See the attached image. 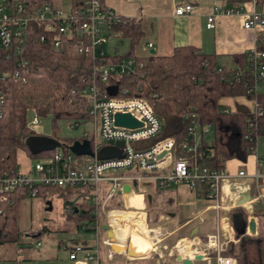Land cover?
Wrapping results in <instances>:
<instances>
[{
	"label": "built area",
	"instance_id": "1",
	"mask_svg": "<svg viewBox=\"0 0 264 264\" xmlns=\"http://www.w3.org/2000/svg\"><path fill=\"white\" fill-rule=\"evenodd\" d=\"M255 5V0H249ZM191 5H180L174 9L175 16H184L191 12ZM239 11V7L220 8L213 7L212 12L206 17L205 27L213 29L215 17L218 15H232ZM125 23L122 17L114 14L99 0H80L73 6L69 0H63L58 7L51 5L27 4L20 0H0V54L4 60L14 62L11 77L15 82L23 84L25 81L23 71L27 67V60L23 57L27 39L30 34L39 31L38 43H48L53 49L72 48L79 57L89 55L97 60L92 67L91 82L81 88V95L86 102L87 120L82 124L90 126L81 138L89 144L93 156H75L68 151L67 146L57 148L50 157L35 161L26 173L18 169L11 175L0 177V200L6 201L7 196L13 191L26 188L29 198H36L39 187L56 189L82 190L72 197L70 202L63 204L64 215L76 212L73 202L83 199L91 207V215L96 216L99 222L93 225H82V232H89L95 236L92 244L61 243L59 248L66 253L69 264H102L100 247L107 246V239L99 240L101 221L113 231L109 222V213L119 210H107L110 199L118 196L123 185H129V193L144 196V184L152 183L162 190L171 185H184L189 190L196 192L199 187L205 188V201L221 202L225 195L223 187L234 189L231 196L239 198V184L228 182L229 176L224 169L212 170L198 162L199 136L208 134V126L198 127L196 116L192 113L183 114L187 121L184 136L178 146L170 138L159 137L161 125L149 105L141 98L129 96V89L117 86L121 77L136 75L141 68L135 58H116L114 62H105L107 56L118 57V48L113 47L108 53L106 47L111 39H120V34L113 33L111 29ZM244 30L262 31L264 17L259 12H251L244 16L242 23ZM258 45L264 46V35L259 37L255 48L246 56L247 76L251 79V87L247 93H256L258 85L264 84V52L257 49ZM144 56L150 55L151 43H145L141 49ZM240 68H236L233 77L238 80L241 75ZM7 76L0 72V82ZM115 87L113 95L107 90ZM71 93H73L71 91ZM4 97L0 90V108ZM255 116L261 115L255 101H251ZM228 113L227 109L223 110ZM128 115L138 126L127 128L114 123V115ZM40 118L34 114L26 123L28 130L36 132ZM71 129L78 127V123H71ZM200 129L197 135L196 130ZM255 139V138H254ZM251 140V137H248ZM118 154L108 160H97L96 153L103 147H115ZM254 152V148L252 153ZM237 179L245 178L243 171H238L234 176ZM255 181L258 175H254ZM121 192L119 197H125ZM127 209V208H125ZM135 210L134 208H129ZM158 230V229H156ZM159 232L157 231V235ZM185 241L189 249L193 248L190 260L199 255L201 260L213 259L214 264H235L231 257L224 256L228 242L218 233L205 237L201 243L197 238ZM179 242V241H178ZM40 247L35 242L34 248ZM106 260L112 258L107 253Z\"/></svg>",
	"mask_w": 264,
	"mask_h": 264
},
{
	"label": "trees",
	"instance_id": "2",
	"mask_svg": "<svg viewBox=\"0 0 264 264\" xmlns=\"http://www.w3.org/2000/svg\"><path fill=\"white\" fill-rule=\"evenodd\" d=\"M20 1L36 7L41 5L58 7L63 0ZM69 1L75 6L80 0ZM222 1L232 9L249 2V0ZM99 2L102 3V0ZM263 2L264 0H255V5L259 6ZM123 19L125 23L113 27L111 31L120 34V39L128 41V50L123 55L107 56L104 60L110 63L119 57H132L141 64L136 75L121 77L117 86L119 89L128 88L129 96L141 98L149 105L161 125L159 137L170 138L175 146H178L187 125L182 116L185 113H192L196 116L198 127L208 126L210 129L209 137L201 138L198 144L200 164L218 170L223 168L225 161L231 159L244 162L247 156L252 154L256 137L264 134V93H247L252 81L247 76L246 55H233L230 58L233 65L238 66L242 72L238 80L233 77L236 68H218L214 55L202 54L190 46L175 48L168 56H136L135 48L143 36L142 25L140 21ZM39 35L40 32L37 31L30 34L27 39L23 57L28 64L23 71L25 78L23 84L15 82L11 77L14 70L13 60L6 61L0 54V72L7 73L0 82V90L4 97L0 108V177L11 176L16 171V152L19 150L25 151L30 160L36 161L50 157L56 150L49 148L34 154L27 152L26 143L35 136V133L26 127L29 114L50 119L51 137L61 145L63 152L65 151L63 146L71 145L72 140L56 136L57 122L64 120L82 124L87 120L86 102L79 95V91L91 82L92 67L96 65L97 60L91 59L89 55L79 57L72 48L55 50L48 43L39 44L37 41ZM257 49L264 52L262 45H258ZM224 97H243L255 101L261 115L224 113L225 108L218 104V100ZM248 137H251V140H248ZM143 186L145 203L147 197L150 199L153 196L162 197L168 190L166 188L160 190L152 183ZM81 191L39 187L37 197L46 202L55 196L61 199L63 205ZM133 191L137 193L135 188ZM195 193L198 199L204 200L203 186L196 189ZM25 197H28V190L22 188L9 194L6 201L0 200V245L22 242L19 240L21 235L15 225L16 205ZM72 205L76 212L64 215V219L72 221L76 231H82V225L99 222L96 216L91 215V207L83 199ZM150 205H146L147 221L150 217ZM106 208L120 210L123 208L121 198L112 197ZM159 211L160 207L152 215L153 223ZM228 221L237 244L233 246L229 243L223 255L233 258L235 264H264V248L260 245V240L257 236L245 234L247 221L245 211L241 208L230 210ZM104 224L103 219L101 227ZM28 234L31 238L41 236V233ZM68 243L78 242L70 240Z\"/></svg>",
	"mask_w": 264,
	"mask_h": 264
},
{
	"label": "crops",
	"instance_id": "3",
	"mask_svg": "<svg viewBox=\"0 0 264 264\" xmlns=\"http://www.w3.org/2000/svg\"><path fill=\"white\" fill-rule=\"evenodd\" d=\"M102 3L119 17L140 21L143 36L138 45L141 49L145 43H151L153 55L157 56H168L175 48L190 46L202 54L214 55L218 68L233 69L238 66L233 65L230 58L233 55L244 54L247 56L248 52L255 48L257 39L264 35V28L262 31L256 32L242 28L244 16L247 14L259 12L264 17V2L259 6L245 2L239 6L237 13L216 16L214 28L211 30L205 27V23L206 17L212 12L213 7L231 8V6L224 5L222 0H102ZM186 4L191 5V12L184 16H175L173 12L175 7ZM139 51L141 52L140 55H135L144 56L142 51ZM256 92L264 93V84L258 85ZM218 104L230 113L249 114L253 111L252 102L243 97H224L218 100ZM196 132L198 135L200 129H197ZM208 136L209 132L199 136V141ZM30 139L33 140L27 141L26 150L31 154L38 152L48 139L52 143L56 142L52 138L41 136L37 131L35 136ZM16 163L17 169L22 173H26L32 165L26 152L20 150L16 152ZM223 169L225 174L229 176L228 182L239 184V198L231 196L230 193L234 192V189L227 186L222 189L221 196L225 195L223 200L216 203L198 199L196 193L184 185H171L166 188L168 190H165L166 192L162 197L153 196L151 199L149 198L148 204L145 203L144 196L126 195L125 204L124 198L120 197L123 208L137 209L136 206L140 202L142 205L140 211H143L141 215H144L146 221V205L153 204L152 214L160 207L155 223L171 221L165 225L170 230L166 236L174 235L185 226L192 224L189 237L193 236L202 243L207 235L218 233L222 239L227 240L228 244L233 246L237 244V241L233 238L229 226L228 212L235 208H241L247 214L245 234L257 236L260 245L264 248V134L256 137L254 152L247 156L244 162L231 159L224 162ZM238 171H243L246 177L235 178L234 176ZM255 174L258 175L257 181L253 178ZM127 197L132 198L131 203L126 200ZM149 215L151 216V214ZM248 222L253 224V230L248 228ZM98 237L99 240L106 239L102 227ZM183 238L179 237L178 239ZM80 239L82 240L76 241L84 244H92L93 242V238L89 239L87 236ZM70 240L75 239L67 241ZM67 241L63 242L67 243ZM114 243L117 245L115 239ZM59 245L57 243L56 246L45 248L40 246L34 250V253L20 255L16 258L0 257V264H69L66 253L60 250ZM2 249L3 246L0 245V251ZM108 252L107 246L100 247L102 264H120L118 261L122 260L120 256H113L114 258L106 260L105 256ZM129 260L141 259L129 258ZM191 261L192 264L195 262L214 264L213 259L209 262L206 260Z\"/></svg>",
	"mask_w": 264,
	"mask_h": 264
},
{
	"label": "rangeland",
	"instance_id": "4",
	"mask_svg": "<svg viewBox=\"0 0 264 264\" xmlns=\"http://www.w3.org/2000/svg\"><path fill=\"white\" fill-rule=\"evenodd\" d=\"M129 43L126 39H111L106 47V51L108 53H111V49L113 47L118 48V53L120 55H123L128 50ZM140 45H138L135 48V54L140 55ZM31 117V114H29L28 119ZM73 122L70 121H59L57 122V137L63 138V139H69L72 140L73 145L78 144H84L85 140L81 138L82 134L85 131L90 130V126L88 124H80L78 123V127L75 129H71L69 126ZM37 133L44 137H51V129H50V119L49 118H40V124L37 127ZM209 135H210V129H208ZM209 137V136H208ZM53 139V138H52ZM36 160H30V164L34 163ZM138 194V193H135ZM145 198V197H143ZM149 198H146V201ZM128 201V200H127ZM153 204L150 205L149 213L150 221L146 219L144 220V225L148 230H156L159 232L158 235H156V249H157V256L149 259H141V260H129L130 257H128L125 253H121V243L117 244L116 249L121 254L112 255V257L120 256L122 260H118L120 264H178L175 261V255L176 253V245L180 239L179 237H184L183 240H190L189 233L191 231L192 224H189L182 228L180 231H178L176 234L171 236H166L167 233H169V228L165 225L170 223L171 221H163L160 224L153 223L154 217H152V207ZM119 210V209H117ZM119 211L123 212H132L133 214H136L133 210H128L125 208H121ZM170 211V210H168ZM143 212V211H142ZM135 217V216H134ZM103 221V219H102ZM131 223V222H130ZM129 222H126L124 226H126V232L130 233L131 229L134 230V227L129 226ZM16 229L20 233L19 240L20 244H14V245H1L3 246L2 251H0V257H11L16 258L20 255H26L30 253H34L36 250L34 248L35 242H39L40 246L42 248H45L47 246H56L57 243H64L63 241H67L69 239H75V240H82L80 238L86 237L93 240L95 239V236L91 233H83L82 231H76L74 229L73 222L70 220L64 219V213H63V205L61 199L53 196L50 198L49 201H43L40 197L36 198H29L25 197L24 199L20 200L16 205ZM125 230V228H124ZM25 232V233H23ZM41 233V236L39 237H29L28 233ZM127 235V234H123ZM195 238V237H194ZM140 244L137 246V254L136 256H143L147 255L149 252L152 251L150 249L146 242L139 241ZM182 242V241H181ZM68 243V241H67ZM65 243V244H67ZM187 245L185 241H183ZM119 245V246H118ZM180 255L186 256V254L181 253L179 251ZM113 257V258H114ZM117 261V259H116ZM114 261V262H116ZM113 263V262H112ZM195 264H198V262H195Z\"/></svg>",
	"mask_w": 264,
	"mask_h": 264
},
{
	"label": "bare ground",
	"instance_id": "5",
	"mask_svg": "<svg viewBox=\"0 0 264 264\" xmlns=\"http://www.w3.org/2000/svg\"><path fill=\"white\" fill-rule=\"evenodd\" d=\"M126 195H134V197H138L141 196L139 194H132V193H128ZM126 200H128L129 203H131L132 198L127 197ZM124 204H125V197H124ZM126 207V206H125ZM137 209L133 210L136 211L133 214L132 212H123V211H112L109 213L108 217H109V222L112 226L113 229V235H114V239L117 242V244L121 243L122 246L121 247V253H125L127 249L130 250V258H136V259H149V258H153L156 257L157 254V249H156V235H157V230H148L145 227V223H144V215H141L142 212L140 211L142 209V205L140 202H138L137 204ZM127 208V207H126ZM140 208V209H139ZM128 210H130L129 208H127ZM139 213V214H138ZM135 216V217H134ZM126 222H131L129 224V226L134 227V230L130 231V233L126 232V226L125 223ZM125 228V230H124ZM123 234H127V235H123ZM146 242L147 246L152 249L151 252H149L147 255H143V256H136L137 254V246L138 244H140V242ZM190 246L186 245L185 243L179 241L176 245V253L181 257V258H191V255L193 254L192 249H189ZM115 251L117 253L118 250L115 247ZM179 251L181 253L186 254V256H181Z\"/></svg>",
	"mask_w": 264,
	"mask_h": 264
},
{
	"label": "water",
	"instance_id": "6",
	"mask_svg": "<svg viewBox=\"0 0 264 264\" xmlns=\"http://www.w3.org/2000/svg\"><path fill=\"white\" fill-rule=\"evenodd\" d=\"M149 53H150V55H153L154 51L151 50ZM115 90H116L115 87H110V88H108L107 92L109 95H113ZM114 123L117 126H123V127H127V128H134V127L138 126L137 122H135L128 115H119V114L114 115ZM30 140L32 141L33 139H29L28 142ZM60 146L61 145L59 143H57V142L52 143V141L48 139L47 141L44 142L43 147H41V149L39 151L47 150L49 148L57 149ZM120 146H121L120 143H116L115 147H110V146L103 147L96 153L95 158L97 160H100V161L114 158L115 156H117V154H118L117 148ZM67 149H68V151L73 153L75 156H93V154L89 148V144L86 141L84 144H78V145L77 144L73 145V143H72L71 145L67 146ZM129 190H130L129 185H123L121 192L124 194H128ZM121 192H117V195L120 196ZM247 226L250 230H253V224L251 222H248ZM102 230L105 232V237L109 241V243L107 244V249H108L109 253H111L113 255H117L118 253L115 251V247L117 245L114 243L113 231L108 227L107 224H104L102 226ZM191 249H193V248H191ZM126 255L128 257H131L129 249H127ZM194 260H201V257L199 255H197L194 257ZM175 261L178 264H192V261L190 259L181 258L178 254L175 255Z\"/></svg>",
	"mask_w": 264,
	"mask_h": 264
}]
</instances>
